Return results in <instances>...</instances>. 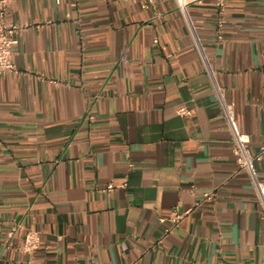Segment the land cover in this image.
I'll return each mask as SVG.
<instances>
[{"label":"crops","instance_id":"crops-1","mask_svg":"<svg viewBox=\"0 0 264 264\" xmlns=\"http://www.w3.org/2000/svg\"><path fill=\"white\" fill-rule=\"evenodd\" d=\"M184 1L11 0L0 264H264V208L214 88L258 151L264 0H228L222 15L215 0ZM256 165L264 179V157ZM196 202L167 232L159 218ZM29 228L41 233L31 255Z\"/></svg>","mask_w":264,"mask_h":264},{"label":"built area","instance_id":"built-area-1","mask_svg":"<svg viewBox=\"0 0 264 264\" xmlns=\"http://www.w3.org/2000/svg\"><path fill=\"white\" fill-rule=\"evenodd\" d=\"M216 5L219 9L220 15L224 13V8L227 4L228 0H215ZM11 0H0V75L4 74L9 71L15 70V65L13 62V55L15 52V47L19 43L18 33L20 32V26L15 23L7 22L6 15L8 11V6ZM180 6L182 10H185L186 2L184 0H179ZM219 31H218V38H222V26L223 20L220 18L219 22ZM190 29L192 34L194 35L197 43V47L200 50L202 58L205 62L206 67L208 70L209 68V61L208 58L198 40V37L195 32L194 26L190 22ZM211 71V70H210ZM214 88L217 94L218 103L221 108V112L225 121L227 122L229 128L232 132L233 137V152L236 157V162L238 167L245 171L253 186L256 189L258 199L264 208V179L261 177L256 163L261 161L264 157V140L259 147V150L256 152H252L250 149V141L251 136L246 132H242L238 129L236 122H235V104L230 102L226 99L225 89L220 86L216 81H214ZM178 114L182 116H188L193 114V109L189 108L188 106H181L177 109ZM93 117V116H92ZM115 186L114 184L108 185V190L113 189ZM204 196L206 198H212V193H205ZM198 202L195 203L194 207L188 208L186 210L180 211L177 208L174 209L170 215L168 216H161L159 218L160 222H169L171 225L166 229V231H170L172 227L177 226L181 219L188 213L192 212L197 206ZM15 227L11 229L9 232V236H12L15 231ZM41 246V233L34 229H27L23 243L20 246V250L26 254H34L39 247Z\"/></svg>","mask_w":264,"mask_h":264}]
</instances>
